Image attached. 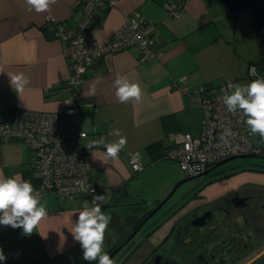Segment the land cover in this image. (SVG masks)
Here are the masks:
<instances>
[{"label": "crops", "instance_id": "0c3cea01", "mask_svg": "<svg viewBox=\"0 0 264 264\" xmlns=\"http://www.w3.org/2000/svg\"><path fill=\"white\" fill-rule=\"evenodd\" d=\"M102 1L103 6L96 10L89 30L94 41L107 42L124 18L136 12L153 25L148 32L154 40L152 48L161 49L162 54L143 63L138 60L136 49L130 48L98 57L87 66L77 91L78 113L74 116H84L82 125L86 130L78 129L88 134L85 164L88 176L99 190L73 201L44 196L41 202L49 215L30 236L24 235L22 229L0 225V250L6 257L0 264H89L83 260V251L71 232L78 214L91 206L95 195L105 196L101 209L110 217L105 231V242L110 244L116 229L132 215L137 200H159L154 196L146 198L143 191L136 193L129 186L130 179L136 175L128 162L129 153L140 154L137 161L144 169L159 165L163 159L160 153L168 147L172 135H195L200 131L204 113L195 99L196 91L201 87L216 89L227 82L236 84L245 71L249 82L252 81L250 69L257 65L261 54L254 18L247 7L240 10H245L242 16L250 28L244 43L236 34L227 37L224 32L222 25L231 20L239 21L240 11L228 13L223 0ZM171 2L180 10L177 18L164 9L165 3ZM47 17L51 18L49 23ZM80 18L79 0H56L43 13L29 11L24 0H0V119H13L19 110L54 112L62 109L70 49L67 42L51 37L50 30L59 25L74 27ZM45 25H49L46 31L42 29ZM19 73L30 81L22 93L10 85L9 76ZM117 76H124L140 86V101L133 99L121 104L117 100L113 86ZM180 78L184 79L179 81ZM174 82L176 87L172 88ZM93 85L94 93L90 91ZM164 117L172 120L168 134L162 124ZM114 129H119L127 139L118 158L107 157L103 146L89 148L91 142L101 137L106 143L119 139L109 135ZM156 142L160 145L154 151L147 149ZM31 157L26 143L1 142L0 178L18 176L34 187L35 175L29 166ZM259 167L258 171L251 167L239 173L235 169V173H230L233 175H224L225 179L208 187L207 193L234 190L245 181L264 188V165ZM154 194L162 195L163 191L157 189ZM112 200L113 207L107 211ZM246 264H264V247Z\"/></svg>", "mask_w": 264, "mask_h": 264}, {"label": "built area", "instance_id": "2783aa9c", "mask_svg": "<svg viewBox=\"0 0 264 264\" xmlns=\"http://www.w3.org/2000/svg\"><path fill=\"white\" fill-rule=\"evenodd\" d=\"M81 18L76 26L59 25L55 38L65 41L70 49L69 77L63 88L62 109L54 112L19 110L13 119H0V143L11 140L22 141L31 151V170L35 175L34 188L41 198L53 195L59 199L73 201L95 194L99 187L90 176L85 155L88 149L81 143L87 139L86 131L68 123L78 113L77 97L84 73L94 59L119 51L135 48L140 62L158 58L161 49L154 50V40L148 35L153 25L136 12L127 15L110 38L104 42L94 41L89 36L95 12L103 6L102 0H79ZM112 4L113 2L110 1ZM164 9L172 17L180 10L175 3H165ZM48 23L51 21L47 17ZM252 80L257 74L250 71ZM264 75V71L261 74ZM184 78H180L179 81ZM232 82L216 89L201 87L195 99L203 109L201 129L198 133H175L165 147L162 158L173 161L188 175H198L213 164L234 155L258 152L250 141L251 133L245 118L232 114L222 104L220 97ZM176 87L175 82L171 84ZM134 173L144 170L139 161L129 159ZM84 181L87 191L80 190Z\"/></svg>", "mask_w": 264, "mask_h": 264}, {"label": "flooded vegetation", "instance_id": "af4514ba", "mask_svg": "<svg viewBox=\"0 0 264 264\" xmlns=\"http://www.w3.org/2000/svg\"><path fill=\"white\" fill-rule=\"evenodd\" d=\"M223 177L210 173L191 181L179 199H170L153 215H161L159 224L148 220L126 242L162 197L150 209L147 201L137 200L132 216L138 220L130 226L126 218L104 250L114 252L116 264H246L264 247V188L245 181L234 190L207 193Z\"/></svg>", "mask_w": 264, "mask_h": 264}, {"label": "clouds", "instance_id": "9594fccd", "mask_svg": "<svg viewBox=\"0 0 264 264\" xmlns=\"http://www.w3.org/2000/svg\"><path fill=\"white\" fill-rule=\"evenodd\" d=\"M29 6V11L43 13L49 10L50 5L56 0H24ZM251 72L257 73L256 68ZM10 85L16 92L22 93L29 85V79L23 74H12L9 76ZM99 79V78H98ZM113 86L115 96L121 103L130 100L140 101L142 91L138 84L130 83L124 76H117ZM95 92V85L90 89ZM222 104L232 114L239 113L245 118V124L253 135H259L264 141V75H257V78L246 84H229L220 97ZM109 135L118 137L114 142L106 143L103 137L94 140L89 148L103 146L105 155L116 159L119 153L125 148L127 139L119 129H114ZM131 160L140 158L139 153H129ZM80 190L86 192L87 186L84 181L80 182ZM105 201L104 195H95L91 206L85 207L79 214L72 228L73 239L79 242L83 251V260L93 264H114L104 250L105 231L109 226L110 217L102 212L101 206ZM46 206L41 202V196L33 187L30 181L21 179L18 176L0 178V225L10 226L13 229H22L23 234L30 236L39 223L47 217ZM6 257L0 250V261Z\"/></svg>", "mask_w": 264, "mask_h": 264}, {"label": "rangeland", "instance_id": "374dc122", "mask_svg": "<svg viewBox=\"0 0 264 264\" xmlns=\"http://www.w3.org/2000/svg\"><path fill=\"white\" fill-rule=\"evenodd\" d=\"M249 9V8H248ZM245 11V10H242ZM240 11L239 12V21L237 20L236 22H234V20H231L230 22L228 21L227 23H224L222 26L224 28V32L226 34L227 37H231L232 35L236 34V37L240 38V42H244L246 43L248 40V31H249V27L247 24H245L246 22L243 19V12ZM250 11V10H249ZM249 77L247 72H243L242 77H240L239 80L236 81V84H246L249 83ZM220 83H214V85H218ZM84 116H71L68 119V123L76 125L77 128L79 129H85L86 128L82 125V122H84ZM201 126V124H199ZM88 138V137H87ZM85 139H82L81 143L85 146ZM165 143L167 142V139H164ZM250 141L252 143H254L253 145L258 146L260 145L261 148L264 151V141L261 140V138L259 137V135H251L250 137ZM160 164H154L150 167H146L144 170H142L141 172L136 173L135 176H133L130 179V185L131 188L136 192H142V194H145L144 197H152L154 196L155 198H159L161 199V197L163 198L169 191L170 189H172V187H174L175 183H177V181H179L180 179L186 178L188 177V173L187 172H183L176 163H174L171 160L168 159H160ZM253 164V165H264V161L259 160V159H237V160H232L230 162L225 163L224 165H222L221 167L217 168L214 172H212V175H217V174H221L222 175H227L230 174V172L233 171V168L238 167L239 165H242L244 168L245 167H249L248 165ZM232 169V170H231ZM178 178V179H177ZM175 181V182H174ZM174 182V183H173ZM190 182H186L185 184L183 183V185H181L173 194V196L171 197L170 201L175 200L178 195H180L184 189L186 190V186L189 184ZM172 184V185H171ZM171 186V187H170ZM170 187L166 193L165 190ZM159 189L160 191H163L162 195H155L154 191Z\"/></svg>", "mask_w": 264, "mask_h": 264}, {"label": "water", "instance_id": "95a60500", "mask_svg": "<svg viewBox=\"0 0 264 264\" xmlns=\"http://www.w3.org/2000/svg\"><path fill=\"white\" fill-rule=\"evenodd\" d=\"M226 4V7L228 9V13L230 14H236L238 11H240L242 8L247 7L249 8L251 15L254 18V27L255 30L257 31L258 35H257V39H258V44L260 48V59H258V63L256 66H253V68L257 69V75L261 74L262 71H264V0H223ZM261 146L258 145L256 146V149H260ZM264 151H258L256 152H252L249 154H242V155H234V156H230L227 157L215 164H213L212 166L208 167L207 169L203 170L200 174L198 175H189L186 178L180 179L179 181H177V183H175L174 187H172V189H170V191L162 198L161 202L155 206L154 208H152V211L149 213V215H147L143 220L138 222L137 228L135 229V231L133 233H131L127 239L126 242L130 241L133 237H134V233H136L137 231H139V229L149 220L150 223L156 224L159 222V220L161 219V215H159L158 217H153V215L159 211V208H162V206L171 199V197L173 196V194L175 193V191L181 186L183 185V183L185 184L186 182H191L194 181L196 179H202L205 178L206 176H208L210 173L214 172L217 168L221 167L222 165H224L227 162H230L232 160H237V159H259L264 161ZM179 199V198H177ZM152 203L151 202H146L144 205L147 206L148 209H150L152 207ZM113 200L111 201L110 205L107 206V211L110 210V208L113 207ZM146 208V207H145ZM134 214V212H133ZM131 217V220H129V218ZM126 221H128L127 224L130 223V226L132 224L135 223V221L138 220L137 216H132L129 215ZM125 221V222H126ZM159 224V223H158ZM110 258L113 259L114 257V252H112L110 255ZM114 260V259H113ZM114 264H116V260H114Z\"/></svg>", "mask_w": 264, "mask_h": 264}, {"label": "trees", "instance_id": "16d2710c", "mask_svg": "<svg viewBox=\"0 0 264 264\" xmlns=\"http://www.w3.org/2000/svg\"><path fill=\"white\" fill-rule=\"evenodd\" d=\"M49 28V25H45V26H43L42 27V29H44L45 31H46V29H48ZM56 28H57V26H54L53 28H51V30H50V33H51V37H53L54 36V39H56L55 38V35H54V33H55V31H56ZM53 34V35H52ZM171 117H164V118H162V124H164V127H165V131L167 132V134L169 133L168 131H170L169 130V127L168 126H170V123H171ZM160 145V142H156V143H154V144H151V145H149V147L147 148V149H149V150H151V151H154L155 150V148H156V146H159ZM164 151H165V149L163 150V152L162 153H160V156L162 157L163 156V153H164ZM249 167L251 166V167H254L253 168V170L254 169H256L257 167H259V165H253V164H250V165H248ZM243 166L242 165H239L238 167H236V168H233V172H234V170L235 169H240V168H242ZM250 167V168H251ZM232 170V169H231ZM258 170H260V169H256L255 171H258ZM236 172V171H235ZM234 172V173H235ZM231 173V172H230ZM225 177V176H224Z\"/></svg>", "mask_w": 264, "mask_h": 264}]
</instances>
